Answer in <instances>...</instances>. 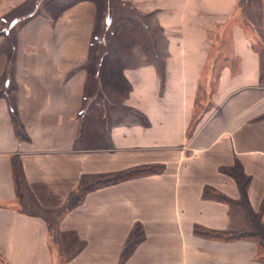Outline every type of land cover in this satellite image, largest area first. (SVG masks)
I'll return each mask as SVG.
<instances>
[{"label": "crops", "instance_id": "1", "mask_svg": "<svg viewBox=\"0 0 264 264\" xmlns=\"http://www.w3.org/2000/svg\"><path fill=\"white\" fill-rule=\"evenodd\" d=\"M120 1L98 59L86 4L0 55V264H264V0Z\"/></svg>", "mask_w": 264, "mask_h": 264}, {"label": "rangeland", "instance_id": "2", "mask_svg": "<svg viewBox=\"0 0 264 264\" xmlns=\"http://www.w3.org/2000/svg\"><path fill=\"white\" fill-rule=\"evenodd\" d=\"M20 2H16L18 4ZM91 5L92 13L91 17L85 19L87 27H84L82 31L77 30L78 22L80 19L76 16L72 17V23H76L73 29H71L68 35L60 36L59 40H64L65 43L68 41L77 42L81 37L83 41H92L94 46L88 51L89 56L98 59L99 56L107 52V48L103 49L104 44L112 42L123 41L122 36L131 37L134 24H136L135 19L131 18L130 12L132 9L131 3L121 2L120 0H25L20 3L18 8H15L12 12L11 17H7L6 22L0 21V52L1 56L4 53L8 57L18 58L21 56L20 52L16 50H8L9 46L17 44L18 41H22L20 36L24 38V32L26 30H36L38 34H41V40L47 41L46 32L49 30L51 22L56 24L58 22L59 32L61 30V20L63 13L68 9H73L78 5ZM67 10V11H68ZM34 11V12H33ZM35 13V15L33 13ZM13 17L18 18L19 24L12 27V31L9 35L2 32V26H10V19ZM8 22V23H7ZM19 25V26H18ZM136 29V28H135ZM83 34V36H82ZM25 40V39H23ZM130 40V39H128ZM131 41V40H130ZM19 44V43H18ZM9 45V46H8ZM5 50H3V49ZM113 49H108V52L112 53L107 55V58H114ZM72 53V52H71ZM75 57L78 56V52L74 50ZM13 73H15L18 68L15 65L9 67ZM98 70V68L96 69ZM88 84V83H87ZM88 101V99H87ZM79 118V117H78Z\"/></svg>", "mask_w": 264, "mask_h": 264}, {"label": "trees", "instance_id": "3", "mask_svg": "<svg viewBox=\"0 0 264 264\" xmlns=\"http://www.w3.org/2000/svg\"><path fill=\"white\" fill-rule=\"evenodd\" d=\"M153 169L152 168H142L139 170H132L130 172H126L123 173L122 175L115 177L116 180H121V179H125L128 177H133V176H138V175H142V174H147L149 172H151ZM115 179H113L112 181H114ZM206 197H211V198H217L218 196L216 194H212L209 190L206 191ZM220 199H223L221 197H218ZM226 200V199H224ZM198 233L203 234L205 236H209V237H213V238H223L222 235L218 234V233H212V232H208L205 231L203 229H198L197 230Z\"/></svg>", "mask_w": 264, "mask_h": 264}]
</instances>
